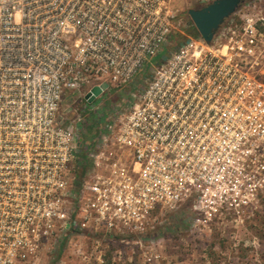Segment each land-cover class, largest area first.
I'll return each instance as SVG.
<instances>
[{
  "label": "built area",
  "instance_id": "obj_1",
  "mask_svg": "<svg viewBox=\"0 0 264 264\" xmlns=\"http://www.w3.org/2000/svg\"><path fill=\"white\" fill-rule=\"evenodd\" d=\"M259 1L206 41L175 0H0V264H43L77 230L152 236L184 205L235 215L264 193ZM103 83L129 86L122 106L72 107Z\"/></svg>",
  "mask_w": 264,
  "mask_h": 264
},
{
  "label": "rangeland",
  "instance_id": "obj_2",
  "mask_svg": "<svg viewBox=\"0 0 264 264\" xmlns=\"http://www.w3.org/2000/svg\"><path fill=\"white\" fill-rule=\"evenodd\" d=\"M253 0H243L241 3ZM255 2L260 3L259 0ZM198 0H175L174 6L186 23L189 34H197L187 13L198 7ZM178 44L174 40L173 46ZM160 56L152 59L156 65ZM112 87V86H111ZM129 86L120 90L109 88L93 103L80 96L72 107L81 106L94 112L93 104L110 111L122 106ZM131 98V97H129ZM93 129H86L92 134ZM231 216L213 220H196L188 206L171 211L160 221L154 235L148 237H115L88 235L77 230L64 239L60 255L58 249L43 255V264H264V193Z\"/></svg>",
  "mask_w": 264,
  "mask_h": 264
},
{
  "label": "water",
  "instance_id": "obj_3",
  "mask_svg": "<svg viewBox=\"0 0 264 264\" xmlns=\"http://www.w3.org/2000/svg\"><path fill=\"white\" fill-rule=\"evenodd\" d=\"M243 0H212L211 2L201 6L189 8L187 13L193 22L197 32L206 40L210 41L214 32L228 18ZM166 54L161 55L164 61ZM107 83L101 86H94L86 98L92 102L95 97L99 96L103 90L107 88Z\"/></svg>",
  "mask_w": 264,
  "mask_h": 264
},
{
  "label": "trees",
  "instance_id": "obj_4",
  "mask_svg": "<svg viewBox=\"0 0 264 264\" xmlns=\"http://www.w3.org/2000/svg\"><path fill=\"white\" fill-rule=\"evenodd\" d=\"M85 168H86V166H84V167H82V171H84L85 170ZM81 169V168H80ZM79 169V170H80ZM79 175V174H78ZM64 239H65V237L61 240V242H60V245H59V248H58V251H57V255H60V253H61V251H62V247H63V245H64Z\"/></svg>",
  "mask_w": 264,
  "mask_h": 264
}]
</instances>
